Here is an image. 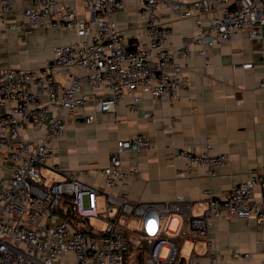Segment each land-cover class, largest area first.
I'll use <instances>...</instances> for the list:
<instances>
[{
	"label": "built area",
	"instance_id": "2783aa9c",
	"mask_svg": "<svg viewBox=\"0 0 264 264\" xmlns=\"http://www.w3.org/2000/svg\"><path fill=\"white\" fill-rule=\"evenodd\" d=\"M0 1V19L8 28H17L7 20L16 0ZM80 2L89 13L86 18H80L73 5L34 0L24 12L32 27L72 29L78 38L56 46L52 63L43 67L0 69V102L13 103L0 111V163L7 167L0 169V264H221L216 243L208 237L219 218H255L264 230V170L253 172L224 195L207 192L204 212L185 215L187 227L178 234L207 236L206 257H184L174 243L161 255L168 242V220L183 211V196L143 202L127 191L140 172L137 167L124 169L121 155L150 149L148 135L117 140L109 164L92 169L103 176L100 184L87 183L73 170L56 165L51 169L60 172V180L43 170L57 154L55 141L64 136L68 119L82 116L91 123L96 112L116 111L128 95V106L137 109L138 91L149 92L155 100L176 101L186 82L182 58L206 55L209 46L241 31L262 38L264 0H141L145 25L134 38L124 34L116 20L124 0ZM168 2L181 18L194 19L197 27L177 48L171 47V26L161 19L162 4ZM192 44L201 47L195 50ZM85 83L103 85L106 93L96 98L85 91ZM260 84L264 86V77ZM27 128L40 133L35 144L24 140ZM179 156L189 170L203 167L209 176L228 160L227 154L213 152L209 142L201 152L183 148ZM100 198L104 209L99 208ZM231 256L249 260L252 254L234 250Z\"/></svg>",
	"mask_w": 264,
	"mask_h": 264
},
{
	"label": "crops",
	"instance_id": "0c3cea01",
	"mask_svg": "<svg viewBox=\"0 0 264 264\" xmlns=\"http://www.w3.org/2000/svg\"><path fill=\"white\" fill-rule=\"evenodd\" d=\"M33 1L16 0L14 10L7 13V20L17 24V28H8V23L0 19V69L43 67L52 63L56 46L78 38L72 29L32 27L24 12ZM58 3L75 6L80 18L89 16L80 0H58ZM161 19L172 28V48L180 47L197 29L194 19L181 18L178 11L169 7V2L162 4ZM116 20L120 30L134 38L145 25L141 0H124ZM190 47L197 50L201 46ZM181 62L186 82L178 100H155L149 92L138 91L141 101L137 109L128 106L131 100L128 95L116 111L96 112L91 123L82 116L68 119L64 136L55 141L57 154L43 172L49 178L62 179L60 172L51 169L56 165L62 170H73L87 183L100 184L103 176L92 169L109 164L110 151L117 140L146 134L151 140L150 149L121 155L124 169L137 167L140 172L127 189L130 197L143 202L175 200L178 196L184 199L183 211L168 220V242L162 253L174 243L184 257L193 253L206 257L209 237L216 243L221 264H264V230L255 218H219L208 237L178 234L187 227L186 214L204 212L207 192L224 195L253 172L264 170V86L260 84L264 77V31L258 39L241 31L229 40L209 46L206 55L195 54L182 58ZM246 62H251L252 68L238 67ZM84 89L96 98L106 93L103 85L93 87L85 83ZM12 104L0 102V111L9 110ZM92 106L90 100L88 109L92 110ZM22 136L26 142L35 144L40 133L27 128ZM208 142L213 152L228 156L215 176H209L203 167L189 170L186 160L179 156L183 148L201 152ZM6 168L0 163V169ZM234 250L251 252L252 257L233 259Z\"/></svg>",
	"mask_w": 264,
	"mask_h": 264
},
{
	"label": "rangeland",
	"instance_id": "374dc122",
	"mask_svg": "<svg viewBox=\"0 0 264 264\" xmlns=\"http://www.w3.org/2000/svg\"><path fill=\"white\" fill-rule=\"evenodd\" d=\"M50 174H52V173H49V175H50ZM50 176H52V175H50ZM52 177L55 178L54 176H52ZM65 189H69V186H68V185H65ZM99 208H100V209H104V206H103V199H102V198L99 199ZM96 223H97V225L101 226L102 228L105 226V224H102V223H100V222H96ZM131 224H132V225H135V224H136V219L132 220V221H131ZM171 226H172V223L170 224V228H171ZM161 255H162V256H165V253L163 252Z\"/></svg>",
	"mask_w": 264,
	"mask_h": 264
}]
</instances>
